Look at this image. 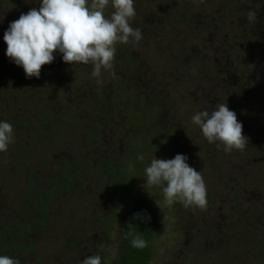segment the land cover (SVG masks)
<instances>
[{
  "label": "rangeland",
  "instance_id": "1",
  "mask_svg": "<svg viewBox=\"0 0 264 264\" xmlns=\"http://www.w3.org/2000/svg\"><path fill=\"white\" fill-rule=\"evenodd\" d=\"M146 1L147 4L134 3L136 15L130 22L131 26L134 29H140L150 22L147 18L151 14H147L145 11L149 7H154L159 14H162V18L165 16L168 20H170L171 12L173 14L176 13L175 15L182 12L183 16L188 13L189 20L192 21L197 29L194 32L197 37L187 43L190 47L195 48V52L188 53L192 61L191 65L194 74L203 78V80L200 78L201 81H204L201 82V85L206 82L210 88L216 87L218 93H221L225 98L219 104L225 102L231 105L237 118L240 117L239 114L241 112L243 115H250L253 118L254 113L251 111L246 112L248 108L246 106L247 96L243 94L242 87L233 86L235 88L230 89L232 84H237L234 80L235 78H229L230 80L225 86L220 84L222 75L217 73L219 68H225V70L228 68L235 70L239 68L237 71L239 74L240 72L256 70L255 65L259 61L263 64L261 68H264V58L261 54L260 56L263 59H259L257 53L252 51L251 53L245 51L236 52V49L232 47L235 42L234 37L226 35L229 32L233 33L234 31L231 30L238 25V20L233 14L234 7L238 5L234 1L227 3L226 0H191L195 5H189L188 2L186 4L180 0ZM41 2L42 0H0L1 36H4V32L12 21L17 20L22 13H27L32 8L38 9ZM189 7L191 10H189ZM113 11L114 9L109 6L105 14L110 15ZM153 22L151 21L153 27H158ZM200 22L204 24L201 26ZM178 27L180 31L184 29L182 24H178ZM169 35L173 36L174 33L171 32ZM181 40L180 38L177 40L173 39V41L178 43ZM118 43L115 45L114 60L119 58L118 54L124 52V50L118 52L117 48L120 47L122 50L126 46L131 52L134 50V53L141 54L144 59L149 61L148 63L158 64L162 68L168 69V64L162 58L161 52L150 49L140 51L139 48H133L138 43L136 41H131L127 44ZM0 47L6 48L1 49L2 54L0 55V119L4 121L9 119L8 113L13 112L17 123L22 124L23 121L20 117L25 115L27 117V120H25L26 129L38 130L32 137H30L29 133L26 134L27 131L25 133L16 132L19 139L25 136L22 139L23 142L27 140L26 137H28V141H31L28 142V150L23 158L24 161L20 162L15 158L18 150L17 147H13L12 150L11 143L8 145L6 152H0V202L4 206L13 205L16 213L25 198L23 193L29 190L30 179L36 177L41 183L47 182L50 184L64 157L78 158L82 162L89 161L92 170V179L80 185V190L75 187L70 189L69 187L66 192H59L55 195L52 203L49 204L48 218L45 219V223H42L44 225L39 223L38 220H34L36 218L34 216L33 222L30 224V233L35 234L33 232L36 231L37 237L33 240L31 252L28 253V250L25 253L24 251L20 252L15 247L17 244L14 243L12 244V247H14L12 252H9V249L6 252L0 251V256L18 259L20 264H80V261L87 256L99 255L101 264H109L118 255V243L120 242L122 225L129 216L128 205L135 194H140L151 199L154 206V218L152 220L154 257L148 264H201V261L203 264H226L220 258L221 252H223V243L221 241L214 244L205 243L210 244V250L207 252H204L205 248L202 249L204 240L212 241V238L218 235L217 232L220 229L212 227L206 221L202 222L201 219L208 216L205 219L214 222L219 211L226 212V207L223 209L218 205L221 203L218 200L221 193L223 194L221 198H226L227 204L235 205V199L239 197L238 187L241 189L240 203L243 208L245 206L247 210H251L256 207L253 204L259 200L264 205V151L257 154L252 152L254 143H258L264 148V128L260 125L261 123L264 124V118L257 114L253 118L255 120L253 126L256 129H243V135L248 140H253V143L247 144L246 148L240 153L239 150L226 152L224 146L219 142L210 143L214 147L219 145L220 152L226 156L224 158L219 154V163L225 159L224 167L228 171L230 170L231 173L235 172L233 177L229 175L227 177L217 171L215 174L218 178L207 177L205 174L214 170V168L207 167V164L211 162L205 161L202 157L191 161L190 166L201 172L206 184V199L208 201L206 210L186 208L191 209L189 215L178 211L175 212L174 205H179L180 202H175L169 206L165 203L162 187L147 186L145 168L150 166L154 157L141 158L136 155L129 159V162L135 163L134 175L129 182L120 184V189H122L120 192L123 194V199H119L118 195L116 194L115 196L114 190L108 184V176L96 177L95 180L93 176L98 175L100 166L107 167L110 158H113L115 163H117L116 167L118 165L120 167L127 166L128 160L123 157L129 152L127 151V148L130 147L128 140L134 136L137 124L143 120L145 115L136 109V112L141 115L140 120L134 112L125 108L119 109L117 107L116 112L111 110L114 104V97L112 96L113 86L109 83L113 76L109 71L102 70L101 79L103 83L98 84L97 78L91 75L93 71L91 64L80 63L73 66L63 61L61 53H54L55 58L59 62L58 66L67 67L69 70L76 72L73 73L71 71L76 78L73 79L72 76L70 78L73 80L75 89H77L76 94L71 96V90L67 89L70 86L68 81H64L62 91L58 92L55 89L57 87L56 83L60 81L58 77L51 80V82L44 78L45 76L50 79L51 72L56 71L55 65L51 68H47L46 65L42 66L39 78H27L25 72L20 75L16 74V70L22 67L17 66L11 60L8 63L11 67L3 70L2 63L9 58L6 56L7 45L2 38H0ZM218 49L223 50L224 55L228 56L225 60H222V53H217ZM202 53L208 54L210 62L214 65L213 70L211 69L209 74H206V69L200 73L203 63L201 58H205ZM217 56L218 60L216 59ZM132 69L135 70V67L124 62L120 66L113 64L112 71L128 79L127 74ZM258 72L260 73L259 70ZM221 73L224 74V72ZM262 76L264 77V75ZM247 77L244 74V78L241 81L247 83ZM18 79L20 87L28 84V86L33 88V83H46L49 93L46 97L43 94L45 98L39 101L30 99L28 95L21 96L11 86L15 85ZM69 81L71 82L70 79ZM263 82L264 80H260L259 84L261 85ZM132 84H134L131 85L132 88L145 94L144 91L146 90L143 86H140L141 80L139 78L133 77ZM98 87L99 91L97 92ZM170 88L172 87L167 88V90H170ZM100 89L104 90V97L98 95L102 92ZM49 90L53 91V93ZM107 90H110V92H107ZM20 93L23 94L24 91L20 90ZM107 93H109V96H107ZM178 94L179 90H173L172 96H170V98L173 97L172 102L170 99L167 102H160L158 114L150 116L148 122L154 123L157 120L161 122L163 119H167L171 114L170 108L174 102L179 103L173 104V106L177 109H182L180 99H176L179 96ZM12 95H15V97ZM15 98L16 100H14ZM191 98L196 104L195 94H192ZM102 99H105V102ZM15 101L16 103H14ZM150 102L146 99L147 106L151 105ZM260 104L264 109V98L260 100ZM194 107V114H196L200 109L195 105ZM111 112L116 114V116L112 123H107L106 118L111 116ZM259 119H262L260 124L257 123ZM191 124H194L192 119L189 122L182 120V123L178 122L177 126L181 128L183 126H191ZM49 125H57L58 127L63 125L65 127L60 129V134L54 132L55 134L50 135L49 128H47ZM248 134L252 136H247ZM41 135H44V138H40ZM86 140L96 141L98 145L96 146L94 142L92 144H88L89 142L85 143ZM134 144L135 148L140 147L138 142ZM207 147L209 150V146ZM142 152H140L141 155ZM217 163L216 158L215 160L213 159V164ZM27 165L30 176L27 175ZM239 173L242 179L236 178ZM256 176L257 181H253ZM78 179L82 182L79 177ZM254 189L256 193L251 194ZM244 190H248V192L246 193ZM57 191L58 189L55 190V192ZM245 213L249 212L245 211ZM18 219L24 220L23 215L18 216ZM193 223L196 224V229L191 227ZM236 235L247 243L252 234H248L245 229H238ZM2 243L4 244V242ZM0 247L4 248L1 245ZM8 253L11 254L9 255ZM260 253L261 251L259 250L257 254ZM257 254L251 251L244 253V256H242L245 263L241 262L240 264H264V260H260L261 263L257 262Z\"/></svg>",
  "mask_w": 264,
  "mask_h": 264
},
{
  "label": "flooded vegetation",
  "instance_id": "2",
  "mask_svg": "<svg viewBox=\"0 0 264 264\" xmlns=\"http://www.w3.org/2000/svg\"><path fill=\"white\" fill-rule=\"evenodd\" d=\"M179 1V0H177ZM183 1L189 5H195L191 0H180ZM234 1L238 6L234 7L233 14L234 17L238 20V25L234 29H232V32L227 33L226 35H230L234 37V44L233 46L229 44L230 46L234 47L236 52H248L251 53L255 52L259 56V59L264 58V0H226L227 3H231ZM146 0H134V3H140L145 4ZM242 3V5H241ZM147 4V3H146ZM111 8V5H109ZM189 10L191 8L189 7ZM249 10H255L257 12V17L255 22H249L247 19V13ZM147 14H151L147 20L150 22L140 28L142 39L134 45L133 48H139L141 50L150 49L152 51L161 52L162 58L165 59V61L168 64V69L162 68L160 65L156 64L153 65L152 63H148L146 59L141 54L134 53V50L132 52L125 46V49L120 47L117 48L118 52H122L121 54H118V59L114 60L113 64L115 65H123L124 62L127 64H130L135 67V70H131L129 74H127L128 79L120 76L119 73L115 74V78L110 79V85L113 86V94L114 97L113 101L114 104L111 107V110L116 112V108L119 107V109L125 108L128 111L134 112L141 120V115L136 112V109L140 111L141 114L145 115L143 120L139 121L136 128V133L134 134V138H130L128 143H130V147L127 148L128 153L124 155L123 158H127L128 164L125 167H120L119 165L116 167L117 163H115L113 158H110V162L108 163L107 167L100 166V171H98V175H94V180L96 177H100L106 175L108 176L107 181L109 186L114 190V194L118 195L119 199H123V194H121L120 191V184L122 182H129L131 178L134 175V169H135V163L129 162V159L131 157H134L138 155L141 158H148V157H155L157 159H172L177 154H182L188 157L187 163L190 165L191 161L194 159H197L199 157H202L205 161L211 162L207 164V167H210L211 169L214 168V170H211L207 172L205 175L216 177V171L219 174H223L225 176L229 175L230 177H233L234 173H231V171L226 169L224 167L225 163L223 159L219 163L220 157L218 156L221 154L224 158L226 157L223 155L222 152H220L219 145H216L217 147L211 146L207 139L203 136L201 129H197V125L191 124L188 126H183L181 128H178V122L182 123V120L184 122L191 121L192 116L194 115L195 105L198 107L201 111L208 110L211 111L212 109H215L216 104H219L220 101L224 100L225 98L221 95V93H218L216 87L208 86V84L205 82L201 85V81L203 78L196 76L194 74V70H192L191 65V58L189 57L188 53L195 52L194 47H190L187 43L191 41L194 37H197V34H194V32L197 30L196 26L192 23L191 20H189L190 17H188V13L183 16V13L180 12V14L175 15L176 13L171 12L170 20L165 18L162 14H159L157 10L154 7H149L147 10H145ZM182 11V10H181ZM106 16H109V14H105ZM205 17V16H204ZM151 21H154L153 23H156L158 27L154 28L153 24H151ZM178 24H182L184 26V29L182 31L179 30ZM204 23L200 22V25L202 26ZM187 28V29H186ZM4 29V28H3ZM174 33L173 36L169 35L170 33ZM207 32V31H205ZM204 32V33H205ZM0 32V38L3 39ZM178 38L182 39L181 41L175 42L173 39L177 40ZM173 41V42H172ZM119 44V43H117ZM116 44V45H117ZM0 47V55L2 54ZM194 50V51H193ZM217 53H222V60H225L227 57L224 55L223 50L218 49ZM203 54L204 59L202 60V70L200 73L203 72V70L206 69V74H209L211 69L213 70L214 65L210 62L208 54ZM260 54L263 56V58L260 56ZM166 55V56H165ZM240 56V55H239ZM218 60V56L216 57ZM5 62L2 63V69L9 68L10 59L4 60ZM57 58L54 59V61L51 64H46L47 68H51L55 65L56 71L51 72L50 79L48 77L44 78L49 82L51 80L58 77L60 80L56 83L57 87L55 89L60 92L63 89L64 81H68V84L70 86L67 87L68 90H71L70 95L73 96L76 94L77 89H75V86L73 85V80L70 78V76L75 79L73 70H69L67 67L63 68L61 66H58ZM261 61L258 62V64L255 65L256 70L247 71V72H237L238 69L228 68L225 70L218 69L217 73L222 75V80L220 84H223L226 86V83L228 84V80L231 78H235L237 84H232V88L241 86L243 89V94L247 96L246 100V106L248 107L246 109L247 111H251L255 115L253 118L258 114L261 116V118H264L263 112L264 109L262 105L260 104V100L264 98V82L260 85V80H264V68H261L263 65ZM212 65V66H211ZM211 66V67H210ZM58 67V68H57ZM260 71V73L258 72ZM51 71V70H50ZM72 71V72H71ZM16 74H21L24 72L23 68L17 69ZM221 72H224L222 74ZM46 73V72H44ZM43 73V74H44ZM244 74L247 77V83L245 81H241L242 78H244ZM137 77L141 80L140 86H143L144 89H142L144 93L136 90L135 88H132V78ZM130 78V79H129ZM201 78V80H200ZM230 78V79H229ZM71 80V82L69 81ZM18 89V81L15 85H11L13 88ZM34 87L32 88L29 86L28 91V97L32 100H43V98L46 97V95L49 93L47 91L46 83L44 84H38L33 83ZM41 85V86H40ZM235 86V87H233ZM170 88V90H167V88ZM141 90V91H142ZM173 90H179V96L176 99H180V103L182 104V109H177L173 104H177L179 102L172 103V107L170 108V116L167 119H163L161 122L159 120L155 121L154 123L148 122L150 116H156L158 114V107L160 105V102H167L169 99L173 100L172 96ZM51 91V90H49ZM95 91V89H94ZM99 91V87L97 89V92ZM100 94L101 97H104L102 89ZM107 92H110V90H107ZM53 93V91H51ZM50 93V94H51ZM43 94L45 97H43ZM195 94V102L192 100L191 95ZM15 97V95H12ZM107 96H109V93H107ZM190 97V99H188ZM146 99L151 101V105H146ZM239 99V98H238ZM16 100V98L14 99ZM105 102V99H102ZM12 102V101H11ZM16 103V101L14 102ZM223 104H226L225 102H221ZM220 103V104H221ZM137 104V105H136ZM229 109L234 111V108L227 104ZM240 106V105H239ZM252 106V107H250ZM138 107V108H135ZM131 108V109H129ZM240 117L237 118L239 122L242 123L243 129H250L255 130L256 128L253 126L255 120L250 116L246 115L241 112ZM252 115V114H251ZM116 114H113L111 112V116L106 118L107 123H112L114 117ZM9 119H6L5 121L0 119V121L8 122L13 126V142L10 144L11 149L13 150V147H17V145L20 144L21 147H24L27 153V147H28V137H26L27 140L24 142L22 139L25 138V136H22L19 139V136L16 135V132L18 133H29L30 137L35 134L38 130L29 129L27 130L25 127V124L21 125L18 124L16 119L14 118V113H8ZM155 119V117H154ZM29 121V120H28ZM262 122V119L258 120V124ZM262 128H264V124H260ZM194 128H193V127ZM62 127H65L63 125L57 126V125H49L47 128H49V133L60 134V129ZM198 131V132H197ZM55 132V133H54ZM26 133V134H27ZM247 136H252L251 134H248ZM40 138H44V135H41ZM138 142L140 147L135 148L134 143ZM147 142V143H146ZM249 143H253V140H248ZM134 144V145H133ZM95 145H98V142L95 143ZM145 145V146H142ZM206 146H209L206 148ZM205 147V148H203ZM141 151L142 155H141ZM261 151H264V148L261 147L258 143H254L252 147V152L257 154ZM242 151H239V153ZM215 155V156H214ZM217 164H213V159ZM65 160L72 161L74 163H78L79 166L76 168L75 178L72 186L77 189H81L80 185L85 184L87 181L91 180L92 177V170L91 165L89 161L82 162V160H79L78 158L73 157H64ZM63 160V159H62ZM71 162V163H72ZM216 168V169H215ZM224 172V173H223ZM236 178H241L240 173L239 175H236ZM255 176V175H254ZM78 177L82 180L78 179ZM228 177V176H227ZM242 179V178H241ZM253 181H257V176L254 178ZM51 182L55 183L54 180ZM53 189L55 188L53 185H51ZM58 191L54 193V195H57L59 192H66L68 190V186H66V189L61 190L60 186L58 185ZM44 189V188H43ZM69 189V190H70ZM246 193L248 190H244ZM237 192L239 193V197L235 199L236 204H227V200L222 199L220 194V197L218 200L221 202L218 204L221 208L226 209V212L219 211V214L217 216V219L212 222L210 220H206L205 218L208 216L203 217L201 219L202 222H208L212 225V227H215L216 229H220L217 233V236H214L212 241L210 240H204L203 242V248H205L204 252L209 251L210 244L205 243H216L220 242L223 243V252H221V259L225 261L226 264H240L241 262H244L243 254L251 251L255 254L260 250L261 253L256 255L257 262L261 263L260 260H264V214H263V204L260 202V200L253 205L256 207L247 210V208L241 205L240 199H241V189L238 187ZM256 190L254 189L251 194H255ZM59 196V195H58ZM121 196V197H120ZM139 196L141 199L147 201L148 207L151 209V216L149 221V227L151 228V231L153 229L152 226V220L154 218V206L152 205V200L148 197H144L140 194H135L132 198V201L128 205V214L132 212L135 207H133V199L134 197ZM240 204V206H239ZM179 206V207H178ZM175 212L185 213L187 215L190 214L191 209H186L181 203L179 205H174ZM245 211H248L249 213H245ZM49 212V211H47ZM18 216L16 215L15 210L13 209V205L4 206L0 202V245L4 248L0 247V251L6 252L9 249V252H12L13 248V237L15 238L16 234L18 233V229L16 228V223L18 221H21L18 219ZM31 219L33 220L34 215H30ZM126 222V221H125ZM123 222V223H125ZM123 226V225H122ZM29 227V226H28ZM193 229H196V224L193 223L191 225ZM210 227V226H207ZM238 229H245L247 230L248 234H252L248 240L247 243L244 242V239H240L237 237L236 233ZM194 233V231L192 230ZM234 232H236L234 234ZM152 245L154 242V231H152ZM258 235V237H257ZM255 237V239H254ZM11 239V240H10ZM4 242V244L2 243ZM211 244V245H212ZM208 247V248H206ZM234 252H233V251ZM9 255L11 253H8ZM243 255V256H242ZM154 257V253H153ZM198 258V257H197ZM245 263V262H244ZM201 264L202 261H201Z\"/></svg>",
  "mask_w": 264,
  "mask_h": 264
},
{
  "label": "clouds",
  "instance_id": "3",
  "mask_svg": "<svg viewBox=\"0 0 264 264\" xmlns=\"http://www.w3.org/2000/svg\"><path fill=\"white\" fill-rule=\"evenodd\" d=\"M109 5L114 11L106 16ZM135 15L134 0H42L38 9L22 13L9 24L3 36L6 56L23 68L27 78H39L42 66L51 64L54 53L59 52L65 63L91 64V75L102 84V70L115 78L112 71L115 45L142 39L141 30L134 29L130 23ZM256 17L255 10L248 11L249 22H255ZM192 122L199 126L209 143L219 142L226 152L243 151L248 144L242 123L227 104H216L212 111H198L192 116ZM12 142L13 126L0 121V152H6ZM187 160L182 154L167 160L154 157L145 168L146 184L162 187L169 206L180 202L185 208L206 210V184L201 172ZM135 218L139 219L140 214ZM128 234L132 235V247H147L141 235ZM0 264H20V261L0 256ZM80 264H101V257L87 256Z\"/></svg>",
  "mask_w": 264,
  "mask_h": 264
},
{
  "label": "trees",
  "instance_id": "4",
  "mask_svg": "<svg viewBox=\"0 0 264 264\" xmlns=\"http://www.w3.org/2000/svg\"><path fill=\"white\" fill-rule=\"evenodd\" d=\"M17 81L19 82V79ZM18 88L19 89H17L16 85V92L18 94L21 96L28 95V91L30 89L28 84L24 85V87L18 86ZM20 90H23L24 93L21 94ZM20 119L23 121L22 124L24 125L27 117L22 115ZM87 142H89L88 144H92L93 142L96 143V141L86 140L85 143ZM17 150L18 151L15 155V158L20 162L24 161L23 158L26 155L25 148L21 147L19 144L17 145ZM71 162L72 161L65 159L62 161L60 167H58L56 170L55 177L53 179L55 183H41V181L36 177H34V179H30L31 183L29 190H24L26 191L23 193L25 198L22 200L21 204L19 205V209H17L16 212V215H23L24 220L18 221L16 223L18 233L16 234L15 238L13 237L12 240L13 243L17 244L15 247L20 252L24 251L25 253L27 250L28 253L31 252V248H33V240L37 237L36 231L33 232L35 234L30 233V224L33 222L30 215H34L36 217L34 220H38L39 223H45V219L48 218L47 211L50 210L49 204L52 203V200L55 198L54 193L55 190L58 189V185L60 186L61 190H64L66 189V186L71 187L75 181L74 173L76 172V168L79 166V164ZM26 168L28 171V165ZM27 175H31L29 171ZM51 185H53L55 188L53 189ZM133 201V207H135V209L129 213L126 222L123 223L120 242L118 243V255L112 261H110L109 264H148L153 259L152 231L149 227L150 216L152 213L151 209L148 207L147 201L141 199L139 196L134 197ZM136 214H140L139 219L135 218ZM129 232H131L133 235H141L142 238L147 242V247L143 249L132 247V235H129ZM126 236L127 238H125Z\"/></svg>",
  "mask_w": 264,
  "mask_h": 264
}]
</instances>
